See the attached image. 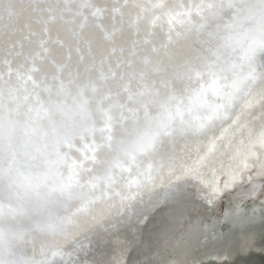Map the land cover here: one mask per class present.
I'll list each match as a JSON object with an SVG mask.
<instances>
[{
    "label": "bare ground",
    "instance_id": "obj_1",
    "mask_svg": "<svg viewBox=\"0 0 264 264\" xmlns=\"http://www.w3.org/2000/svg\"><path fill=\"white\" fill-rule=\"evenodd\" d=\"M185 1L7 0L20 8L19 20L31 4L29 17H38L24 25L31 33L26 32L23 48L41 33L32 32L37 21L57 35L59 46L88 39L94 57L113 59L109 49L119 43L131 64L146 54V39L157 44L174 40L152 30L159 24L171 27L178 17L186 35L197 33L196 42L206 41L215 55L194 68L178 64L171 69L175 94L196 84L189 81L197 70L192 79L208 85L195 92L194 111L206 117L211 113L205 108L212 105L218 117L197 135L186 127L142 134L132 113L125 120H134L130 126L113 125L111 115L101 123L98 110L64 85L34 95L35 112L11 115L15 121L32 113L28 122L14 123L7 131L0 123V260L37 264L39 247H44L47 254L67 255L61 264H264V242L257 244L250 231L254 212L264 210V0H187L181 11H174L171 4ZM135 2V9L129 7ZM151 6L162 13L151 16ZM112 29V36H106ZM247 37L253 39L249 44ZM228 87L233 92L226 96ZM48 93H54L53 100L42 104L40 96ZM179 111L185 119V110ZM158 165L164 168L156 174ZM254 166L256 179L248 173ZM245 175L247 192L234 195L235 188L242 191ZM153 177V183L137 185L138 179ZM135 191L143 198L126 207L124 199ZM226 191L224 217L212 218ZM92 210L89 224L88 216L87 223L82 217ZM224 222L237 225L239 235L220 251Z\"/></svg>",
    "mask_w": 264,
    "mask_h": 264
},
{
    "label": "rangeland",
    "instance_id": "obj_2",
    "mask_svg": "<svg viewBox=\"0 0 264 264\" xmlns=\"http://www.w3.org/2000/svg\"><path fill=\"white\" fill-rule=\"evenodd\" d=\"M139 1L141 0H136V2ZM136 2L129 7L135 9ZM187 3L188 1L186 0L185 2L179 3L180 5L176 3L178 6L175 4L171 5L174 11L177 10L178 13L181 11V6ZM30 7L32 8V4ZM18 8L19 7L16 5L11 6L10 2L8 3L7 0H0V77L5 73L7 75L5 78L6 83H0V123L5 131L9 130L10 126L14 123L18 127H21L31 119L27 118L35 112V108L38 106L36 102L33 104L31 101L34 95L42 94L46 88H49L50 91H54L60 85H64L66 90L74 97H79L88 101L92 108L98 110L101 123L105 122L111 115L113 125L117 127L130 126L134 120L130 124H125V120L132 113L139 120V122L138 120L136 121L141 128L142 134H145V132H147V134H156L157 132L169 134L174 129L181 132L186 127L189 133L197 135L206 129L209 124L208 122L212 123L214 117H218V115L214 113L215 111L212 110V105L209 106L210 110L207 109V107L205 108V112L211 113L208 114L211 117L208 115L206 117L201 115L200 112H197L200 109H197V111L195 109L194 111L195 92H197L198 89H202V86L208 85L205 81H200L197 78L195 80L192 79V76L196 77L198 75L197 70H194L193 74L190 75L191 80L189 81L190 84H192L193 81L196 82V84L192 85V88L189 87L191 89L183 94H175L176 89L174 86L177 85V79L175 72H169L171 69H174L178 64H184L194 68L196 67L194 64H205L204 61L206 58L215 55L214 47H211L206 41H201L200 43L199 40L198 43L196 42L197 33H191L189 36L186 35L183 28L184 26L181 27L177 25V13H173L175 14L173 18L176 19L171 27L159 24L154 27L155 32L152 30L153 35H162V37L166 35L168 38L174 37L175 39L173 38L174 40L165 44H157L146 39L144 46L146 54H141L140 60L136 59L137 61L131 64L132 61L129 57L127 55L125 57L126 49L124 50L119 43H115V45H112V48L109 49L113 59L108 55L110 59L108 60L103 54H98L99 56L94 57V53L89 52L88 42L90 41L88 39H83L79 42V45L77 43L59 46L58 41H56L57 35L53 36L48 30L45 32L44 23L37 21L33 27L35 29L32 32L36 33L37 31L41 33L34 36V40L31 39L29 48H23L26 34L28 32L31 33V30H25L26 28L24 25L28 22L31 23L32 18L37 20L38 17L37 15L31 16L32 18L29 17V15H31L29 13H32L31 11L33 10L28 7L25 10V15L19 20ZM151 8V16L162 13L158 8L156 9L155 6H151ZM130 11L129 8V12ZM145 11H147V9ZM199 13L198 10L196 15ZM16 19H18L19 22H16ZM136 28L134 24V30H136ZM112 31L113 29L107 33L106 36H112ZM159 38H161V36ZM117 39L119 40V38ZM247 40L248 44L253 41V39H249L248 37ZM171 42V46L165 47ZM201 44L207 45V53L200 55V49L205 46L201 47ZM154 45L159 46L155 47ZM51 46H54L53 49L46 52L47 48ZM240 54L242 56V53ZM114 57H116V59H114ZM145 59H149L150 63L143 64L145 62L142 61ZM208 66L209 65H207V67ZM31 69H34V72ZM97 71L100 72L98 73ZM158 82L160 84H158ZM179 84L181 88L185 87L183 81ZM198 84H201V88H198ZM82 91H84V94ZM188 91H190V93ZM224 92L226 96H229L233 91L228 87ZM158 93H162V95H158ZM225 94L223 95L224 97ZM53 98L54 93L40 96L42 104L53 100ZM222 102L223 101L220 100L216 107L219 108ZM200 103H202V100H200ZM200 103L196 106L200 105ZM7 108L10 111L8 115H6ZM179 109L185 110V119L183 118L184 116L179 113ZM26 110L34 111H32L31 114L27 113V115L23 117L18 116L15 121V117H11L15 111L24 113ZM198 117L200 118L198 121L199 123L193 125L192 121L199 119ZM163 168L164 166L158 165L155 171L156 174H159ZM258 171V168L254 166V168L248 170V173L252 178L256 179ZM244 177L245 181L239 183V186H243L242 191L235 188L231 193L237 195L238 193L245 194L247 192L246 190L249 188L248 179L246 175ZM156 179V177H153V179H138L137 185L143 187L153 183ZM135 187L137 189V186ZM228 195L229 193L226 191L221 196L218 212H215L212 218L216 216L218 218L224 217ZM141 197L142 195L137 191L131 193L130 197L124 199L128 202L126 207H130L133 202H136L137 199ZM238 200L239 199L236 198L237 203L239 202ZM74 210L75 209H73V211ZM254 214L257 219L256 222L252 224L250 231L254 241H256L257 244H261L264 242V210L261 214L257 212H254ZM78 215L82 214L79 213ZM86 216H88L86 219H88L89 222L85 221ZM83 217L82 219L86 223H92L94 221L92 220L94 218V210L91 211L90 216L84 213ZM219 225H222V227L225 225V229L221 231L222 242L220 244L217 242L216 248L223 251L226 250L229 245L235 243L239 235V228L235 224L226 222H224V225L223 223ZM70 229L73 231L75 228L70 227ZM215 233L219 235V232ZM29 250H33V245L29 246ZM38 251L40 257L37 264H61L63 258L67 256L64 255V257H62L57 253L47 254V248L44 247H39ZM11 262L12 261L7 259L0 260V264H11Z\"/></svg>",
    "mask_w": 264,
    "mask_h": 264
}]
</instances>
